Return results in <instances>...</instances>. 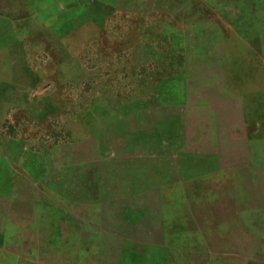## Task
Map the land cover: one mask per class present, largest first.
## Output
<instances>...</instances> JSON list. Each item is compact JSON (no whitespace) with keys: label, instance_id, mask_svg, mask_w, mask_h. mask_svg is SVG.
<instances>
[{"label":"rangeland","instance_id":"rangeland-1","mask_svg":"<svg viewBox=\"0 0 264 264\" xmlns=\"http://www.w3.org/2000/svg\"><path fill=\"white\" fill-rule=\"evenodd\" d=\"M64 1L0 0V264H264V8Z\"/></svg>","mask_w":264,"mask_h":264},{"label":"crops","instance_id":"crops-1","mask_svg":"<svg viewBox=\"0 0 264 264\" xmlns=\"http://www.w3.org/2000/svg\"><path fill=\"white\" fill-rule=\"evenodd\" d=\"M136 1L141 5L144 4V8H155L156 0ZM243 3H245V8H264V0H215L213 8H241ZM6 8L13 7L7 6ZM60 8L85 7L80 4L79 0H65L60 4ZM15 19L11 14H0V88L14 87V90H17L18 100L25 103L30 99V94L33 97L39 90H47L48 85L45 84V76L39 72V67L34 63L38 62L39 53L37 49L33 53L29 52L27 42L19 39ZM32 44L37 45L38 43L33 42ZM15 47L17 50L14 49ZM5 62L6 66L3 68ZM20 72L23 74L22 81L18 80L17 73Z\"/></svg>","mask_w":264,"mask_h":264},{"label":"water","instance_id":"water-1","mask_svg":"<svg viewBox=\"0 0 264 264\" xmlns=\"http://www.w3.org/2000/svg\"><path fill=\"white\" fill-rule=\"evenodd\" d=\"M63 30H65V31H66V29H63Z\"/></svg>","mask_w":264,"mask_h":264}]
</instances>
